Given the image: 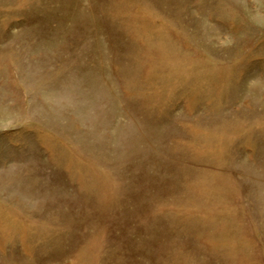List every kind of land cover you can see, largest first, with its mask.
<instances>
[{"label": "rangeland", "instance_id": "374dc122", "mask_svg": "<svg viewBox=\"0 0 264 264\" xmlns=\"http://www.w3.org/2000/svg\"><path fill=\"white\" fill-rule=\"evenodd\" d=\"M0 264H264V0H0Z\"/></svg>", "mask_w": 264, "mask_h": 264}]
</instances>
